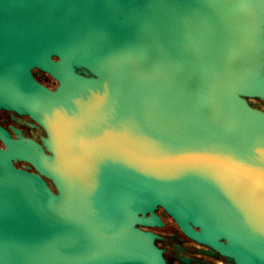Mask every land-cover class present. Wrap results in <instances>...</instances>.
Returning <instances> with one entry per match:
<instances>
[{
    "label": "water",
    "instance_id": "1",
    "mask_svg": "<svg viewBox=\"0 0 264 264\" xmlns=\"http://www.w3.org/2000/svg\"><path fill=\"white\" fill-rule=\"evenodd\" d=\"M250 98L264 102V0H0V109L46 134L0 126V264H169L142 228L162 216L264 264Z\"/></svg>",
    "mask_w": 264,
    "mask_h": 264
},
{
    "label": "flooded vegetation",
    "instance_id": "2",
    "mask_svg": "<svg viewBox=\"0 0 264 264\" xmlns=\"http://www.w3.org/2000/svg\"><path fill=\"white\" fill-rule=\"evenodd\" d=\"M42 74L43 77L37 76L39 81L56 89L58 83L49 75ZM249 102L252 106L264 110V102L260 99L250 98ZM0 126L10 132L14 139H19L22 135L41 143L42 137L46 135L45 131L29 116L5 109H0ZM0 145L4 147L1 141ZM16 166L34 171V168H30V165L25 162H18ZM157 213L161 214L162 209ZM162 220L163 226L142 228L157 235L156 244L163 250L169 264H240L235 258L225 257L211 247L188 238L170 217L162 216Z\"/></svg>",
    "mask_w": 264,
    "mask_h": 264
},
{
    "label": "rangeland",
    "instance_id": "3",
    "mask_svg": "<svg viewBox=\"0 0 264 264\" xmlns=\"http://www.w3.org/2000/svg\"><path fill=\"white\" fill-rule=\"evenodd\" d=\"M38 76L39 77H43V74L42 73H38ZM47 80V79H46ZM47 81H49V80H47Z\"/></svg>",
    "mask_w": 264,
    "mask_h": 264
}]
</instances>
